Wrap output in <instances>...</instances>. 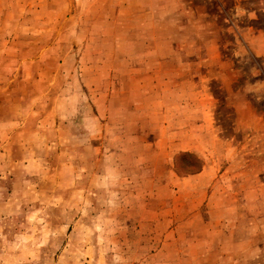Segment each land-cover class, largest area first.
Masks as SVG:
<instances>
[{
	"label": "rangeland",
	"instance_id": "1",
	"mask_svg": "<svg viewBox=\"0 0 264 264\" xmlns=\"http://www.w3.org/2000/svg\"><path fill=\"white\" fill-rule=\"evenodd\" d=\"M125 4L0 0V264H264V0Z\"/></svg>",
	"mask_w": 264,
	"mask_h": 264
},
{
	"label": "crops",
	"instance_id": "2",
	"mask_svg": "<svg viewBox=\"0 0 264 264\" xmlns=\"http://www.w3.org/2000/svg\"><path fill=\"white\" fill-rule=\"evenodd\" d=\"M100 1H103V2H105V3H109V4H113V5H115V6H111L112 8H111V11H114L115 13H117L115 16V18H117V19H119V18H121L120 16H119V14H121V13H125V14H127V6H126V4L125 3H130V2H134L135 0H132V1H130V0H100ZM123 3V4H122ZM118 4H121L122 5V7H125V8H123V9H121V8H119V6H118ZM108 6V5H107ZM113 12V13H114ZM119 13V14H118ZM126 17H128V15H126ZM94 30H95V32L96 31H99L98 29L96 30V29H94V27L92 28V33H94ZM102 30V29H101ZM99 33H100V31H99Z\"/></svg>",
	"mask_w": 264,
	"mask_h": 264
},
{
	"label": "trees",
	"instance_id": "3",
	"mask_svg": "<svg viewBox=\"0 0 264 264\" xmlns=\"http://www.w3.org/2000/svg\"><path fill=\"white\" fill-rule=\"evenodd\" d=\"M184 155H186V154H184Z\"/></svg>",
	"mask_w": 264,
	"mask_h": 264
}]
</instances>
